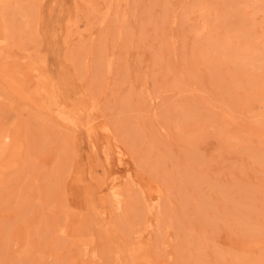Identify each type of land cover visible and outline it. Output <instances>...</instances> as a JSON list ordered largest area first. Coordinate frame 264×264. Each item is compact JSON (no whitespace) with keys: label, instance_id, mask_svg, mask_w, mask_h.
<instances>
[{"label":"rangeland","instance_id":"374dc122","mask_svg":"<svg viewBox=\"0 0 264 264\" xmlns=\"http://www.w3.org/2000/svg\"><path fill=\"white\" fill-rule=\"evenodd\" d=\"M0 35V264H264V0H0Z\"/></svg>","mask_w":264,"mask_h":264},{"label":"bare ground","instance_id":"6f19581e","mask_svg":"<svg viewBox=\"0 0 264 264\" xmlns=\"http://www.w3.org/2000/svg\"><path fill=\"white\" fill-rule=\"evenodd\" d=\"M68 21V23H67V25H70V20H67ZM71 23H72V21H71ZM4 41V36L3 35H0V42H3ZM30 86V89H31V87H33V86H31V85H29ZM57 87V86H56ZM57 88H55V90H56ZM32 90H34L33 92H35L36 93V95H37V97L36 98H38V99H40V100H43V97L46 95V93H44V92H42L41 91V88L40 87H33L32 88ZM45 98V100H46V96L44 97ZM75 109V108H74ZM82 109V108H81ZM100 126V125H99ZM101 131L100 132H103L104 134H110L108 131H107V129H100ZM94 132H93V130H92V128H88L87 129V134H88V136L90 137V140H93V142H94V134H93ZM95 143V142H94ZM95 145V144H94ZM4 147H6L7 148V146H4ZM129 177V176H128ZM130 178V177H129ZM114 179V178H113ZM127 179V178H126ZM128 180V179H127ZM126 180V181H127ZM129 181V180H128ZM136 186V185H135ZM123 188V187H122ZM123 190V189H122ZM139 191H141V190H139ZM109 194H110V196L109 197H111L110 198V200L111 199H113V201L111 200V203L112 202H114L116 205L120 202V197L122 196V193H121V190H120V187H118V185H113V186H111L110 188H109ZM123 197V196H122ZM123 201V200H122ZM123 203V202H122ZM114 204V205H115ZM151 206V205H150ZM153 206V205H152ZM112 207V206H111ZM87 250V249H86ZM127 252V254L125 255L127 258H130V254H129V252L128 251H126Z\"/></svg>","mask_w":264,"mask_h":264}]
</instances>
